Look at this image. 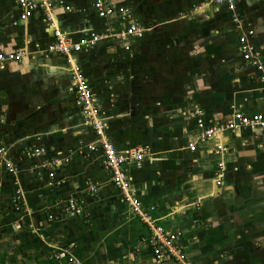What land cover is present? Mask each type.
Returning a JSON list of instances; mask_svg holds the SVG:
<instances>
[{"label": "crops", "instance_id": "0c3cea01", "mask_svg": "<svg viewBox=\"0 0 264 264\" xmlns=\"http://www.w3.org/2000/svg\"><path fill=\"white\" fill-rule=\"evenodd\" d=\"M51 1L58 28L74 41L126 27L116 14L100 18L93 0H61L71 12ZM234 1L264 69V0ZM109 2L131 10L142 37L102 38L73 60L116 152L144 150L139 162L123 165L131 194L143 210L154 207L166 233H179L186 260L264 264V131L240 127L188 149L199 134L196 110L207 126L226 122L232 107L264 113L259 71L239 52L231 12L212 0ZM19 12L17 0H0V52L22 54L0 67V146L19 168L25 209L13 210L14 179L0 165V264H53L50 247L84 264H172L136 250L150 231L113 186L100 152L73 153L96 137L75 102L70 69L64 56L46 52L53 29L42 13L13 25ZM53 156L70 161L51 179L47 170L37 174L34 167ZM69 197L79 212L67 209Z\"/></svg>", "mask_w": 264, "mask_h": 264}, {"label": "built area", "instance_id": "2783aa9c", "mask_svg": "<svg viewBox=\"0 0 264 264\" xmlns=\"http://www.w3.org/2000/svg\"><path fill=\"white\" fill-rule=\"evenodd\" d=\"M212 3L214 5H224L231 12L234 27L238 32L239 52L245 62H248L259 71V81L263 85L261 98L264 101V69L260 61V52L255 50L250 44V38L253 35L252 28L244 27L239 22L237 15L234 13V0H212ZM17 4L20 12L17 20L12 22L13 25H16L17 21L27 20L35 11H40L43 20L53 29V41L47 45L46 52L64 56L66 64L70 69V81L74 90L75 102L80 108L82 115L87 119L88 124L96 137V140L93 142L79 144L73 153L85 157L90 152L96 150L100 152L102 168L109 175L113 186L118 190L122 200L130 207L133 215H135L140 222L145 224L150 231V235L147 238H142L138 242L136 250H139L141 247L149 248L157 263L170 261L172 264H194L193 262L186 260L178 243L179 233H166L160 225L156 224L151 215L152 211H154V207H150L148 210H143L139 201L131 194L128 178L123 165L128 160L139 162L143 157L144 150L138 148L136 150H128L124 153L116 152L114 145L109 141L105 133V123L99 116V110L94 101L92 88L83 76L80 67L73 60V54L92 47L102 38L112 36L114 38H140L145 29L137 23L129 8L124 6L114 8L109 0H93L92 6L100 18L116 14L119 21L126 24V27L115 35L110 34L109 31H107L106 34L91 33L87 37H82L74 41L67 37L60 28H58L53 15L54 3L51 0H17ZM55 4L63 6L64 10L67 12L73 10L70 6L64 5L61 0H58ZM199 8L200 6L197 7V9ZM21 56L22 54L20 52H0V67L8 62H19ZM194 113L199 134L196 141L188 145L190 151L195 150L198 142H204L220 132L234 131L240 127H248L264 131V113L245 114L239 109L232 107L230 118L226 122L216 126L205 125L202 118L203 114L200 110H196ZM220 149L221 147L218 146L217 150ZM30 154L35 156L44 155L45 151L43 148H31ZM69 161V156H53L45 160L41 165L34 167V169L37 174H40L42 170H47V177L51 179L54 177V167L68 164ZM0 165L3 166L4 170L14 179V193L11 198L13 210L17 213L24 212V195L18 178L16 177L19 168L7 156V149L3 146H0ZM218 166L219 168H222L221 164H218ZM89 189L95 191L94 186H91ZM65 203L67 209L71 213L79 212V207L75 198L69 197ZM48 218L51 219L52 217L49 216ZM28 226L31 228L33 227L29 223ZM48 259L53 264H84L70 250L58 247L49 248Z\"/></svg>", "mask_w": 264, "mask_h": 264}]
</instances>
